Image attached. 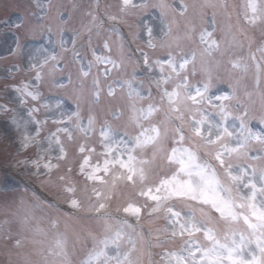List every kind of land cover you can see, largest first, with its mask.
Returning <instances> with one entry per match:
<instances>
[{"label":"snow or ice","instance_id":"obj_1","mask_svg":"<svg viewBox=\"0 0 264 264\" xmlns=\"http://www.w3.org/2000/svg\"><path fill=\"white\" fill-rule=\"evenodd\" d=\"M27 9L0 117L53 199L0 192V264H264V0Z\"/></svg>","mask_w":264,"mask_h":264},{"label":"rangeland","instance_id":"obj_2","mask_svg":"<svg viewBox=\"0 0 264 264\" xmlns=\"http://www.w3.org/2000/svg\"><path fill=\"white\" fill-rule=\"evenodd\" d=\"M9 2L10 1L5 0V2H0V5L6 6V8L8 9L10 8V6H8ZM27 2L26 3L29 4V0H27ZM64 2L67 3L69 2V0H64ZM104 2H113V0H105ZM15 3H18V0L12 1V4ZM18 23H20V20L16 16H13L9 21L8 27H3L2 30L0 29V57L10 58L8 57V51L14 46L16 41L15 36H13L11 32L12 28H14V25ZM69 36L70 35L65 34V39L68 40ZM43 38V40L39 44L27 43L24 45L26 49H34L39 46H47L51 48L53 45L50 43L49 37L46 36ZM14 61L15 62H12L10 64L0 63V86H2L5 82V77L7 75L6 69L9 68L12 64L17 63L16 59H14ZM0 95H3V93H0ZM18 148L19 145L15 142V133L13 129L9 126L5 118L0 117V192L4 191L5 189H17L18 191H22L24 188H28L29 191L27 192V195L29 197L32 196V193L30 191V189H32L34 192H39L38 197H40L41 200L48 201L49 199H53L49 192L45 188H43L38 183V181H35L32 178L28 177L22 169L15 166V157L17 155ZM44 192L49 194V196L46 197L44 195ZM58 210L67 211L68 209L66 205L61 204ZM0 219H2V216H0Z\"/></svg>","mask_w":264,"mask_h":264}]
</instances>
